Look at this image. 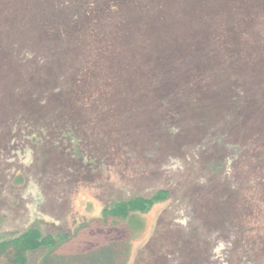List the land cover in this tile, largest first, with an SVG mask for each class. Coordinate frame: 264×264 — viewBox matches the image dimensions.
I'll return each mask as SVG.
<instances>
[{"label": "rangeland", "instance_id": "rangeland-1", "mask_svg": "<svg viewBox=\"0 0 264 264\" xmlns=\"http://www.w3.org/2000/svg\"><path fill=\"white\" fill-rule=\"evenodd\" d=\"M82 1L0 0V239L65 255L24 264L109 242L115 264H264V0ZM158 190L134 230L102 215Z\"/></svg>", "mask_w": 264, "mask_h": 264}, {"label": "trees", "instance_id": "trees-1", "mask_svg": "<svg viewBox=\"0 0 264 264\" xmlns=\"http://www.w3.org/2000/svg\"><path fill=\"white\" fill-rule=\"evenodd\" d=\"M84 1V2H83ZM80 2V7L85 9L86 11L93 10L90 7L96 5H100L101 3L98 2L99 0H83ZM101 1V0H100ZM107 1L110 0H102V7L100 6L99 9H102V14H107L105 12V9L103 7L106 5ZM110 7H108L109 10ZM75 16L76 19H73L72 21L76 26H78L79 21L77 20V15L72 13V17ZM68 17L71 19V16L68 15ZM89 16L85 17L84 20H86ZM90 22V19H89ZM17 183L20 182V177H17ZM168 197V192L165 190H158L150 197H134L132 199H129L127 201L118 202L113 204L111 207L106 208L103 210V216L104 217H112V218H119V219H127V222L129 223V227L131 230H134V228L140 226L139 221H135L134 215L136 213L143 214L144 212H147L149 209L154 206L155 203L161 202L166 200ZM137 224V225H136ZM55 243V238L51 236H42L41 232H39L37 229H27L26 231L22 232L18 237H14L11 239H0V264H24L23 257L26 251L28 250H36L40 248L41 246L49 245L51 248L45 253L43 257H45L47 254H52L55 257H65V255L61 253H57L55 251V247L52 248V245ZM113 243H105L98 247L97 249L91 251L94 252L96 250L100 249H109L110 246H112ZM114 246V245H113ZM54 249V250H53ZM106 251V255L104 256V264L105 262L111 260L112 256L115 260L114 264L116 263V257H114V253ZM89 252V253H91ZM123 250L121 251V254L119 257L123 255ZM68 255H66L67 257ZM41 258V259H42ZM40 259V260H41ZM103 263V262H101Z\"/></svg>", "mask_w": 264, "mask_h": 264}]
</instances>
